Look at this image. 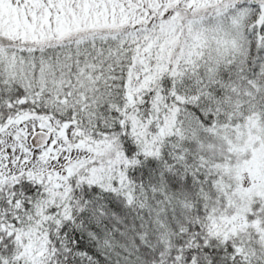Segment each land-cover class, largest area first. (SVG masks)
Listing matches in <instances>:
<instances>
[{
	"label": "snow or ice",
	"instance_id": "snow-or-ice-1",
	"mask_svg": "<svg viewBox=\"0 0 264 264\" xmlns=\"http://www.w3.org/2000/svg\"><path fill=\"white\" fill-rule=\"evenodd\" d=\"M0 264H264V0H0Z\"/></svg>",
	"mask_w": 264,
	"mask_h": 264
}]
</instances>
